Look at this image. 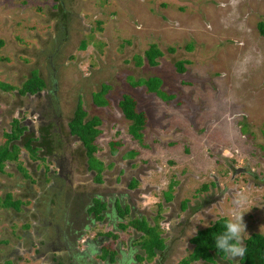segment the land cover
Instances as JSON below:
<instances>
[{"label": "rangeland", "instance_id": "1", "mask_svg": "<svg viewBox=\"0 0 264 264\" xmlns=\"http://www.w3.org/2000/svg\"><path fill=\"white\" fill-rule=\"evenodd\" d=\"M260 22L264 0H0V84L13 88L0 89V152L11 121L24 127L16 160L0 172V264H51L52 254L63 264H180L196 231L228 219L237 192L247 197L244 240L264 235ZM150 46L160 53L154 66L144 57ZM33 71L45 87L19 95ZM149 77L172 98L129 84ZM101 84L109 87L106 106L95 107L91 94ZM122 95L144 116L140 142L117 107ZM77 103L85 119L100 122L92 156L101 164L99 184L68 134ZM38 116L50 127L54 153L31 158L22 142L36 141ZM7 194L20 202L16 210L1 207ZM96 197L105 205L100 221L86 212ZM115 199L129 209L122 220ZM140 218L164 243L151 258L138 247Z\"/></svg>", "mask_w": 264, "mask_h": 264}, {"label": "trees", "instance_id": "2", "mask_svg": "<svg viewBox=\"0 0 264 264\" xmlns=\"http://www.w3.org/2000/svg\"><path fill=\"white\" fill-rule=\"evenodd\" d=\"M258 34L264 37V23L260 22L256 25ZM3 42L0 40V48ZM160 56L159 51L150 46L145 52L144 57L149 66L155 65V59ZM137 65L140 64L139 60L136 61ZM186 62L179 61L175 63V70L177 73L182 74L185 69L184 65ZM188 64V63H187ZM130 85L133 86H143L148 93L154 94L160 100L167 98L171 99V96H166L164 92L160 89L161 81L157 77H149L147 79H139L134 82L129 81ZM45 87L43 80L37 76L36 72H31L30 77L21 85L18 89V94L24 95H35L42 91ZM0 89L9 90L13 89L10 86L0 84ZM109 87L105 84H101L97 92L91 94V102L95 107L106 106V100L104 96L108 92ZM117 107L125 121L129 122L127 126V133L131 139L140 142L142 138V130L144 127L145 119L141 112H136L135 102L128 95H122L117 103ZM86 114L81 109L79 103H77L72 117L67 123L68 133L78 138L86 158L87 168L95 172L94 181L99 182V173L101 171V164L97 162L92 156L96 151V146L94 145L95 138L100 134L97 129L99 126V119L97 117H91L90 119H85ZM24 127L18 125L16 120L11 121V130L9 133H5L4 140L6 146L0 152V172L3 168L4 162H10L16 160V149L15 144L20 137ZM25 149L31 154V158L34 157V148L30 147V139L23 138L22 142ZM42 144H45L43 142ZM115 143H109L111 147H114ZM114 149H111V153H114ZM135 154L133 151L126 153L127 157H131ZM135 182L132 181L129 187H133ZM169 190V188H168ZM169 192L165 193V200L169 201ZM20 202L17 200H11L10 195H5L1 200L2 208H12L16 210ZM184 208V206L182 205ZM104 206L99 204L97 200L93 201L91 207L88 208L89 213L96 215V218L100 219L98 216L99 210L103 209ZM122 212L120 211V214ZM226 218L220 217L214 220L207 227L198 230L195 234L188 240L189 244L192 246L190 253L186 258L181 259L180 264H190L194 262H202L203 264H217L216 259H225V255L215 248V237L221 234L225 228ZM138 231L142 234V240L140 242V249L142 250L145 257H153L155 252H161L164 249V243L161 239L159 232L156 230L155 226L149 227L142 220L138 222ZM244 244L246 246V254L242 259H238L239 264H264V235L261 234H250L245 240ZM111 255H109V260H111ZM140 260L141 257H135Z\"/></svg>", "mask_w": 264, "mask_h": 264}, {"label": "clouds", "instance_id": "3", "mask_svg": "<svg viewBox=\"0 0 264 264\" xmlns=\"http://www.w3.org/2000/svg\"><path fill=\"white\" fill-rule=\"evenodd\" d=\"M232 208L228 212V219L225 222V230L215 237V248L222 252L228 259H242L246 254L244 236L246 233V223L244 221L243 208L247 203V197L243 193H233ZM213 205L212 207H215ZM210 209H203L207 213ZM201 215V213H200ZM196 231V229H195Z\"/></svg>", "mask_w": 264, "mask_h": 264}, {"label": "flooded vegetation", "instance_id": "4", "mask_svg": "<svg viewBox=\"0 0 264 264\" xmlns=\"http://www.w3.org/2000/svg\"><path fill=\"white\" fill-rule=\"evenodd\" d=\"M41 122V126L40 127H38V129H37V135H38V137L36 138V141H34L33 139H34V137L33 136H30V137H27L28 139H30V147L31 148H34V154L37 152V151H41V153H42V155L44 154H46V155H51V154H53L54 152V142L55 141H53V138H50V130H49V126H47V125H43L42 123V120L40 119V117L38 116L37 117V122ZM68 123V122H67ZM67 123H66V126H67ZM67 130H68V128H67ZM22 134H23V132H22ZM69 134V133H68ZM70 135V134H69ZM70 136H72V137H74V138H76V140L78 141V138L77 137H75V136H73V135H70ZM50 140V141H49ZM43 142H45V144H42ZM79 142V141H78ZM80 143V142H79ZM33 144H35V146H33ZM81 145V144H80ZM38 159H42V158H38ZM86 159V158H85ZM86 161V160H85ZM86 168H87V163H86ZM87 170H89L88 168H87ZM89 171H91V170H89ZM57 172H58V170H57ZM95 173V172H94ZM57 174H60V173H57ZM96 184H99L100 183V181L97 183V182H95ZM53 195V194H52ZM51 194L50 195H48V196H52ZM56 195V194H55ZM74 194H70L69 195V198H70V200L72 201V199H74ZM94 200H97L98 201V203L99 204H101V206H102V201L101 200H99L97 197L96 198H93V199H91V202L93 203V201ZM103 206H104V208L103 209H101V210H99V213H98V216L100 217V219L98 218H96V215H94L93 213H89L88 212V208H87V210H86V212H87V214H89V215H92L93 216V219L94 220H97V221H100V220H102L103 219V215L101 214L103 211H104V209H105V205L103 204ZM114 209H115V213H116V215H117V218L119 219V220H122V218L124 217V216H126V215H128L129 214V209H128V207H126V206H121L120 205V203H119V201L117 200V199H115L114 200ZM120 211L122 212L121 214H120ZM143 221L144 223H146L145 222V220L144 219H142V218H140L139 220H138V222L139 221ZM137 222V230H138V223ZM146 225L148 226V224L146 223ZM120 229H124L125 228V226L124 225H122V224H120V223H118V225H117ZM149 227H152V226H149ZM139 233H140V235H141V237H142V234H141V232L139 231ZM110 236V237H112V238H114V235H112L111 233H106V236ZM138 247L140 248V245H138ZM109 255H111V256H113V252L112 253H110ZM154 257V256H153ZM56 257H55V255L54 254H52V256H51V264H63L61 261H59V260H57V258L55 259ZM110 261H112L113 262V259H112V257H111V260ZM85 264H88V263H85Z\"/></svg>", "mask_w": 264, "mask_h": 264}]
</instances>
